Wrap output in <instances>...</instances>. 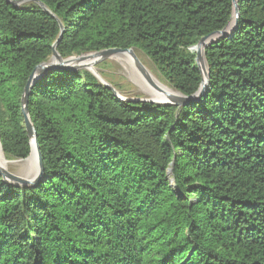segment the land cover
I'll return each mask as SVG.
<instances>
[{"label":"trees","instance_id":"trees-1","mask_svg":"<svg viewBox=\"0 0 264 264\" xmlns=\"http://www.w3.org/2000/svg\"><path fill=\"white\" fill-rule=\"evenodd\" d=\"M20 1L0 0L6 161L30 155L21 98L52 56L58 22L61 58L134 49L159 80L191 96L201 77L190 49L223 30L232 11V0L12 5ZM237 6L232 34L205 49L198 101L120 100L85 69L33 82L27 109L43 176L25 188L0 176V264H264V0Z\"/></svg>","mask_w":264,"mask_h":264},{"label":"water","instance_id":"water-1","mask_svg":"<svg viewBox=\"0 0 264 264\" xmlns=\"http://www.w3.org/2000/svg\"><path fill=\"white\" fill-rule=\"evenodd\" d=\"M27 1H30V0H23L20 2H12V5L17 7L23 3H26ZM36 3L38 4V6L41 8V10L43 12H45L46 14L55 18L42 3H40L39 1H36ZM237 17H238L237 0H232L231 17H230V20H229L228 24L226 25V27L221 31H216V32H213L207 36L201 37L199 39V41L197 42V44L194 47H192V48H196V50H197L196 53H194L195 54V63H196V67L199 71L201 81H200L199 89L197 90V92L195 94H193L191 96H183L180 93L175 91V93H177V96L172 97L169 101H166V102H155L152 100H144V99H126V98H121L118 94V91L114 87H112V86H110L104 82H101L99 80L98 81L101 84H103L104 86H106L107 88H109L118 99L128 101V102H131V101L140 102V101H142V102L155 103V104H159V105L180 107V106H184L188 103L198 101L201 97L204 96V94L206 93V90H207V86H208V69H207V65H206V61H205V49L207 48V46L216 43L219 39H223L225 37L230 36L236 27ZM58 23H59L60 31H59L58 38L56 39V41L52 45V56L47 62L41 63L34 68V70L32 71V73L29 75V77L27 79L26 85L24 87L23 95L21 98V113H22V117H23L24 128H25V131H26L27 136H28L29 141H30V153L32 151V143H33V147L35 150V162H34L35 173H34V176L31 179H26V178L14 175L13 173L9 172L8 169H5L2 166H0V176L2 178V181L8 185H12L15 187H23V188L34 187L39 183V181L41 180V178L43 176V165H42L41 153L39 151V146H38L37 141H36L35 131H34L32 123H31L29 113H28V109H27L28 94H29V91H30L32 84L35 80L42 77L47 71H51V70L62 71V70L85 69L92 74V72L90 71V66L92 67L96 62L104 60L113 54L126 53L133 60V62L137 66V69L139 70V72L144 75V77L147 79V81H149L142 63L139 61V59L137 58V56L134 53V49L123 50V49L115 48V49L102 50L99 52H92V53L84 54V55H89L91 57L97 56V55L99 56L92 63L86 64V65L84 63H82V64L76 63L73 65L69 64L68 63L69 59L81 58L84 55L69 57L66 59H63L59 56V54L56 52L55 48L57 46V43L59 42V40L61 39V37L63 35V27H62L60 22H58ZM192 48L190 49L191 52H192ZM26 159H24V161ZM19 161H23V160H19ZM167 177H171V169H169L167 171ZM170 182H171V185H173L172 179H170Z\"/></svg>","mask_w":264,"mask_h":264},{"label":"rangeland","instance_id":"rangeland-1","mask_svg":"<svg viewBox=\"0 0 264 264\" xmlns=\"http://www.w3.org/2000/svg\"><path fill=\"white\" fill-rule=\"evenodd\" d=\"M134 53L142 63L144 70L151 77V81L153 79L159 80L157 74L154 72L151 63L139 51L134 50ZM90 70L92 74L96 76L97 80L104 82L114 87L115 89L117 87H120L122 89V92L118 91V89L116 90L118 91V94L121 98L152 100L144 87L140 85L139 82H137L139 73L130 67L127 60H116L111 55L104 60L96 62L92 67H90ZM159 81L164 86L170 89V87L164 84L161 80ZM23 161H6L7 163L11 164L8 167V171L13 173L14 175L26 179H31L35 173V164L26 165L25 163H23Z\"/></svg>","mask_w":264,"mask_h":264},{"label":"bare ground","instance_id":"bare-ground-1","mask_svg":"<svg viewBox=\"0 0 264 264\" xmlns=\"http://www.w3.org/2000/svg\"><path fill=\"white\" fill-rule=\"evenodd\" d=\"M196 51L197 50L195 48V50L192 52L196 53ZM98 57H99L98 55L93 56V57H91L89 55H84L81 58L69 59L68 63L73 65L76 63L79 64L80 62H83L86 65V64L92 63ZM112 57L116 60H120V59L127 60L130 67L139 73L138 77H137V82H139L140 85H142L144 87V89L147 91V93L149 94L150 98L153 101H155V102H166V101H169L172 97L177 96V93H175V91L164 86L159 80L153 79L151 81V77L145 71V73L149 79V81H147V79L144 77V75L139 72V70L137 69V66L135 65L133 60L126 53L113 54ZM29 156L30 157L28 159H26L25 161H23V163H25L26 165H33L35 162V150L33 147V143H32V151H31ZM9 165H11V164H9L5 161V159L3 158V155L0 152V166H2L5 169H8Z\"/></svg>","mask_w":264,"mask_h":264}]
</instances>
